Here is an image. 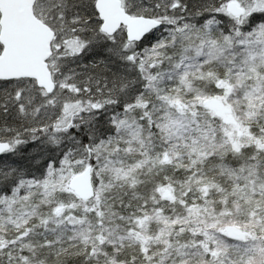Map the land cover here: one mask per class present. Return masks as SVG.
Instances as JSON below:
<instances>
[{
	"label": "snow or ice",
	"instance_id": "6c2138e0",
	"mask_svg": "<svg viewBox=\"0 0 264 264\" xmlns=\"http://www.w3.org/2000/svg\"><path fill=\"white\" fill-rule=\"evenodd\" d=\"M0 264H264V0H0Z\"/></svg>",
	"mask_w": 264,
	"mask_h": 264
}]
</instances>
